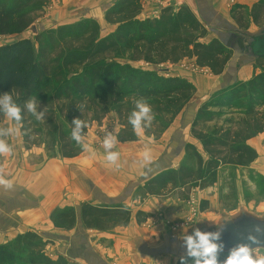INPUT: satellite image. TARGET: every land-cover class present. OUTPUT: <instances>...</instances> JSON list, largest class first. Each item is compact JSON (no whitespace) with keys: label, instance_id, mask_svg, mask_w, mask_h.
Returning <instances> with one entry per match:
<instances>
[{"label":"trees","instance_id":"trees-1","mask_svg":"<svg viewBox=\"0 0 264 264\" xmlns=\"http://www.w3.org/2000/svg\"><path fill=\"white\" fill-rule=\"evenodd\" d=\"M49 1L0 0V35L25 32L34 22L33 10L41 11ZM141 9V0H119L106 12V20L116 28L102 37L99 23L88 19L39 32L34 37L37 50L30 37L0 46V94L9 92L22 108L25 148L43 143L52 157H76L82 150L71 139L72 120L87 123L84 136L93 121L111 112L118 114L121 125L118 141L137 140L128 118L141 98L155 117L145 132L159 138L194 99L196 87L182 77L165 76L163 69H143L135 63L157 66L188 58L214 74L224 71L232 51L218 39L204 40L208 30L189 7H166L158 17L145 19L140 18ZM261 11L264 0L253 6L254 22ZM244 15L243 10L233 12L239 23ZM29 98L38 101L37 111L47 108L43 121L23 107ZM4 117L0 113V122ZM191 132L202 143L204 154L188 144L183 164L150 179L140 192L162 196L179 189L188 197L193 188L213 184L219 168L247 166L257 159L258 153L248 141L264 132V67L248 81L231 84L205 101ZM201 208H207L205 202ZM141 213H137L138 219ZM81 216L90 229L101 228L100 223L109 220L128 225L132 213L123 206L83 204ZM53 220L57 227L71 228L77 212L73 207L57 209ZM47 245L40 235L27 231L11 242H0V264H75L62 256H50Z\"/></svg>","mask_w":264,"mask_h":264},{"label":"crops","instance_id":"crops-1","mask_svg":"<svg viewBox=\"0 0 264 264\" xmlns=\"http://www.w3.org/2000/svg\"><path fill=\"white\" fill-rule=\"evenodd\" d=\"M118 1L50 0V12L47 17L54 27L74 24L81 20H95L101 27L102 35L105 36L116 28L106 20V12ZM236 2L241 3L242 0H174L175 8L187 6L191 9L208 30L207 37L213 35L233 51L232 59L221 74H214L209 68H202L209 73L189 75L187 67L181 65L186 60L194 61L188 58L178 63H171L165 68L166 71H170V75L182 76L192 82L196 87V95L159 139L144 132V135L138 136L137 140L119 142L117 135L121 125L119 119H115L112 134L116 136L117 143L112 151L120 153L118 169L106 164L103 146L102 148L94 146V151L102 150L100 151L102 154L95 158H88L87 153L82 152L79 156L70 158L73 161L67 163L66 167L59 166V163L52 159L36 169L35 166L28 165L27 150L21 132L14 138L5 137L13 145L14 151L8 157H0V163L5 165L6 172L10 174L15 188L7 192L0 190L1 243L11 242L27 231L37 233L45 241L50 240L47 236L50 232L44 231L41 223L50 219L55 210L64 208L66 205L75 208L78 216L77 205L95 206L94 204L102 203V206H122L123 203L132 205L134 203L139 206L135 205L130 209L125 207L132 213L128 225L118 224L110 230L92 234L83 233L82 238L78 237L80 233L77 234V230L70 233L67 237L70 238L67 239L70 241L68 244L81 246V254H76L74 251L71 261L79 264H176L179 258L185 255L174 248L176 243L183 239L180 238V231L173 233L174 229L171 228L169 221L172 223L171 221L182 218L185 201L191 196L198 198L200 206L206 203L207 208L202 211V215L206 214L214 200L212 192L216 191L218 182L222 179L221 170L226 173L228 170L238 168L236 173L238 178L241 177L242 169L257 168L264 171V132L248 141V144L258 153L254 162L247 166L219 168L216 174L218 182H213L214 184L203 189L195 187L188 197L179 189L168 190V193L162 196L148 195L143 201H136L134 194L155 176L178 169L183 164L188 144L195 145L204 154L202 143L191 132L200 106L213 92L238 81H248L255 73L260 72L255 66L258 56L251 52L253 46L247 49L252 39L246 40L241 35L242 31L231 15L234 9L239 12L246 10L244 6H242L243 9L240 8L241 5L238 6ZM141 4L140 18L142 19L158 17L162 9L166 7L160 0H141ZM252 9L253 7L250 11ZM252 21L254 22L253 19ZM108 118L103 119L102 124L108 122ZM7 122V120L0 122V128H7ZM103 127L106 128L107 124ZM102 135L105 138V133ZM146 145L152 149L153 164L150 166V171L144 167L139 158L140 151ZM240 209L230 214H223L213 222L207 221L208 219L203 222L197 220L193 229H184L181 233L191 234L196 228L216 225L225 216H232ZM79 211L81 214V210ZM139 211L148 216L145 217L141 213L138 219L136 215ZM140 218L142 221H139ZM78 232L82 230L78 229ZM92 236L98 238L92 239ZM65 243L60 240L51 244L48 242V245L53 249L58 248L62 252L61 256H68L63 251V246L67 244ZM255 251L257 254H264V248L255 249ZM228 253L229 251L219 254L222 257L221 261L227 257ZM50 256L53 257V255Z\"/></svg>","mask_w":264,"mask_h":264},{"label":"rangeland","instance_id":"rangeland-1","mask_svg":"<svg viewBox=\"0 0 264 264\" xmlns=\"http://www.w3.org/2000/svg\"><path fill=\"white\" fill-rule=\"evenodd\" d=\"M257 1L258 0H242L241 3L236 2V3H238V6L241 5V7L244 6L246 8V10L243 11V12H245L244 19L241 21V23H239L236 20V23L238 24L237 25L238 28L241 29L240 31H242L241 35L243 37H245L246 40H249V38L252 39V42H250L249 47L253 46V49L251 52L255 56H259L260 54H264V12L261 11L259 14V16H260L258 19L259 23L258 22L254 23L252 21V16H251V11H250L251 8L253 7V5L257 3ZM236 3H235V5H237ZM175 4L173 6H170V7H174ZM232 7H234V6H232ZM49 8H50V1L48 3H46L45 5H43V7L41 8V11L33 10L34 11V13H32V15L34 16V22L33 23H35L37 25L40 33L44 32L48 29H54V28L58 27V26H55V27L52 26L51 23L49 22V19L47 17V14H49V12H50ZM233 12L231 14L232 16H233ZM248 29L251 32L250 31L248 32ZM109 33H111V32H109ZM100 36L102 37V30H101ZM23 37H30L31 39H33V41L35 43V49L37 50L38 43L35 42V39L33 36L28 35L26 32L0 35V46L9 44V43L16 41V40L23 38ZM211 39H216V37H214L212 35L210 37H206L204 40L206 42H209ZM247 49H248V45H247ZM232 54H233V51H232ZM232 54H231V59H232ZM192 60H194V61L186 60L185 62L181 63V65H183L184 67H187V69H188L187 71H188L189 75H194V74H198V73H202V74L209 73L207 70L199 67L196 64L195 59H192ZM170 64L171 63L155 66V65H150V64L144 63V62H139V63H135L134 65L137 67L143 68V69H156V70L163 69V73L165 76H172V75H170L169 70H167V71L165 70V68L169 67ZM255 66L259 70H262V68L264 67V59L258 60L257 64ZM182 78H184V77H182ZM184 79H186V78H184ZM207 79L208 78H206V80ZM190 83H192V82H190ZM219 91H217L215 93L213 92L212 95H210V97L208 98V100H210L213 96L217 95V93ZM88 115H89V117H93V111H89ZM106 117H109V118L107 120L108 122L105 123V124H107V127L105 128V127H103L105 124H102V120L105 119ZM103 119H101L100 121H93L91 123V126L88 129V132L84 135V142L89 144L93 150L95 148L94 146L102 148V141H103L102 138H104L102 134L105 133V136H106L110 132L114 133V129H112L114 126V120L115 119L118 120L119 118H118L117 113L111 112V113L107 114ZM6 120L8 121L6 124L7 125L6 127H8V126L9 127L10 126L19 127L20 132H21V123L19 125H13V123L11 121H9L6 117H4L2 122L6 121ZM21 135H22V132H21ZM159 138H156V139H159ZM95 143H96V145H95ZM26 150H27L28 165L33 166V167L35 166L36 169H38L41 166H44L45 164H47L52 159H53V161L55 159L59 163V166L62 165L63 167H66L67 163L73 161L70 158H64V157H61L59 155L52 157V153H50L47 150V147L43 143H41L37 146H33L30 149L26 148ZM97 151H99V152L95 151V153H96L95 157L98 156L100 153L102 154V152H100L102 150H97ZM82 152L83 151H81L80 154H82ZM79 155H77V156H79ZM87 156H88V154H87ZM72 158H74V157H72ZM237 171H238V168H233L232 171L228 170V171H226V173L223 172V170H221L220 174H221L222 179L220 180V182H218V177H215L214 182H218V185L216 187V191L212 192V199H214V200H213L212 205H209V209L206 212V214L202 215V210L200 209L201 206L198 203L196 216L193 217L192 212H191L192 211L191 205L188 203L189 199H187L185 201V207L183 210L184 212H183L182 218L177 219L176 221H171L173 225L180 223L179 224L180 228L174 229L173 233H177V232H175L177 230L180 231L179 232L181 235L180 238H182L183 235H187L190 233L182 234L181 230L183 231L184 229H188V228L193 229L194 228L193 226L197 223L196 222L197 220H199L200 222H203L206 219H208L207 221L213 222L214 220H216L217 217H222L223 214L233 213L234 211H237L239 208L246 209V210L250 211L251 213H253L257 216L264 217V171L261 169H257V168H252V169H248V170L242 169V170H240L241 177H239V178H238V176L236 177ZM227 175H230V177L228 176L229 179H228ZM225 189H227V192H225ZM134 196H135L136 201H143L145 198L148 197V196L144 195L143 192H140L139 189L136 190ZM197 200H198V198H197ZM137 204H139V203H137ZM94 205L102 207V203L97 204V205L94 204ZM135 205L136 204H134V203H133V205L132 204H125V203L122 204L123 207H128L129 209L133 208V206H135ZM68 206L69 205H66V207H64V208H68ZM136 206H139V205H136ZM80 207H81V205L80 206L77 205V209H78L77 222L71 228L57 227L54 223V220H53V214L51 215L50 219L44 220L41 223L42 227L44 228V231H48V233L50 232L49 234H47L48 238L50 239V240H48V242H50V244L55 243V242L60 241V240L65 241L67 243V244L65 243L66 245L63 246V251L68 256H62V257H64L70 263H75V264H79V263L71 261V258L73 256L72 253H74V251H75L76 254H81V246H74L73 244H70V245L68 244L70 241H67V239H70V238H67V237H69L70 233H72L74 230H77V234L80 233V234H78V237L82 238L83 233L89 234V232H90L92 234L93 232H99V231L102 232V227H103V230H110V229L115 228L118 225V221L116 222L114 220H109V221L104 222L103 225L101 222L99 225L101 228H90L89 229L85 226V224H84V222L80 216L81 215L80 211H79V210H81ZM59 209H63V208H59ZM182 223H188V224L182 226ZM171 228H173V227H171ZM78 229L79 230L81 229L82 232H78ZM99 234H101V233H99ZM93 238L96 239L98 237L92 236V239ZM46 252L49 255H53V258H57L58 256H61L60 254L62 253L60 250H58V248L53 249V247H50V245H47ZM80 261L84 262L82 259H80Z\"/></svg>","mask_w":264,"mask_h":264},{"label":"clouds","instance_id":"clouds-1","mask_svg":"<svg viewBox=\"0 0 264 264\" xmlns=\"http://www.w3.org/2000/svg\"><path fill=\"white\" fill-rule=\"evenodd\" d=\"M23 107L37 121H43L47 108L37 111L38 101L35 98H29ZM0 113L11 121L13 125H19L23 119L21 106L16 103L9 92L0 94ZM154 118L151 106L145 99L141 98L136 100L135 110L131 112L128 122L131 124L134 133L137 136H142L145 129L152 126ZM72 124L74 127L71 130V139L80 146L84 153L88 154V158L95 157V151L89 144L84 142V136L82 135V130L87 127V123L79 118H74ZM19 134V127L0 128V157H8L13 154V145L9 143V139ZM5 137L9 139H5ZM116 143V136L108 133L102 141V146L106 153L104 156L106 164L118 169L120 153L112 151ZM139 158L143 162L144 167L150 171V166L153 164V156L152 149L148 145L140 151ZM14 188L15 184L10 178V174L6 172L5 165L0 163V190L7 192ZM225 192H227V189H225ZM255 233L256 235L250 233L247 236L248 242L239 243L231 248L227 257L220 261L219 254L224 250V244L217 241L221 240V231L205 232L196 228L191 234L183 235L182 237L186 253L179 258L180 264H188L189 258L191 259V264H264V254H257L255 251V247L261 245L259 236L264 235V228L257 226Z\"/></svg>","mask_w":264,"mask_h":264},{"label":"water","instance_id":"water-1","mask_svg":"<svg viewBox=\"0 0 264 264\" xmlns=\"http://www.w3.org/2000/svg\"><path fill=\"white\" fill-rule=\"evenodd\" d=\"M28 35L36 37L39 34L38 27L33 23L25 31ZM259 226L264 228V217L257 216L246 209H240L232 216H225L221 221L213 226H202L199 229L205 232L221 231V240L224 244V250L222 252L229 251L239 243H246L247 236L251 233L256 235L255 228ZM259 235V234H257ZM261 245L256 246L255 249L264 248V235L259 236ZM255 246V245H254ZM175 250L186 253V249L183 246V240L179 241L175 245Z\"/></svg>","mask_w":264,"mask_h":264},{"label":"built area","instance_id":"built-area-1","mask_svg":"<svg viewBox=\"0 0 264 264\" xmlns=\"http://www.w3.org/2000/svg\"><path fill=\"white\" fill-rule=\"evenodd\" d=\"M161 3L164 5V6H173L175 3H174V0H160ZM188 203L191 205V212H192V215L193 217L196 216V213H197V208H198V200H197V197L195 196H191L188 200ZM169 224L173 227V229H176V228H180V223L179 224H175L173 225L172 223L169 222ZM188 223H182V226L183 225H187Z\"/></svg>","mask_w":264,"mask_h":264},{"label":"flooded vegetation","instance_id":"flooded-vegetation-1","mask_svg":"<svg viewBox=\"0 0 264 264\" xmlns=\"http://www.w3.org/2000/svg\"><path fill=\"white\" fill-rule=\"evenodd\" d=\"M251 42H252V40H251ZM248 48H251V47H249V44H248ZM262 56H264V54H260V55L258 56V59L261 58ZM258 59H257V60H258Z\"/></svg>","mask_w":264,"mask_h":264}]
</instances>
